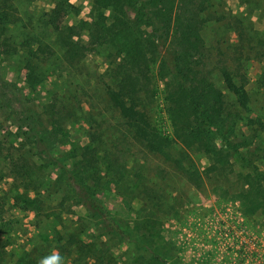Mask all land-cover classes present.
Segmentation results:
<instances>
[{
    "label": "trees",
    "instance_id": "trees-1",
    "mask_svg": "<svg viewBox=\"0 0 264 264\" xmlns=\"http://www.w3.org/2000/svg\"><path fill=\"white\" fill-rule=\"evenodd\" d=\"M32 1L0 0V56L17 58L28 72L30 89L63 76L99 47H108L114 86L106 92L132 139L155 154H166L178 141L208 156L206 173L227 176L238 161L243 168L237 172L242 182L238 196L244 211L264 213V122L243 82L235 78L240 75L239 63L234 67L218 58L212 64L206 54L202 34L210 19L206 0H91L89 20L72 24L67 23L74 9L71 0H49V9L37 22L23 26L22 8ZM250 45L254 55L264 56V35ZM153 70L163 83L171 135L152 127L141 106L140 92L150 85ZM62 97L57 90L50 93L48 116H43L16 82L0 74V114L16 129L7 131L6 141L0 140L6 168L0 181L11 177L13 186L9 193L0 188V264H38L53 251L65 264H111L109 248L96 252L100 237L107 239L105 244L125 247L124 253L130 251L139 264L155 263L158 258L141 225L129 228L99 196L109 184L124 195L133 184L142 183V175L135 172L131 177L125 155L100 146L102 133L95 130L87 132L89 142L78 152L60 148L58 124L82 123L75 112L59 106ZM103 167L107 180L100 173ZM139 194L132 192V198ZM9 207L24 216L34 210L30 225L36 232L52 225L44 240L32 242L28 249L25 245L20 254L8 228L17 219L4 222ZM77 208L84 214L67 222L65 217L75 215Z\"/></svg>",
    "mask_w": 264,
    "mask_h": 264
},
{
    "label": "rangeland",
    "instance_id": "rangeland-1",
    "mask_svg": "<svg viewBox=\"0 0 264 264\" xmlns=\"http://www.w3.org/2000/svg\"><path fill=\"white\" fill-rule=\"evenodd\" d=\"M71 2L74 9L68 14L67 23L89 20L91 0ZM50 5L49 0H34L23 7V26L36 23ZM205 6L210 19L202 34L210 62L213 64L222 58L232 62L234 67L239 63L240 75L235 78L243 82L264 122V56H256L253 49L250 50V44L264 35V0H206ZM110 54L108 47H99L84 56L74 68L65 70L63 76H54L34 89L28 87V72L14 56H0V74L16 82L19 89L34 100L43 116H48L45 111L48 95L55 90L63 94L59 106H64V112H75L73 116L82 123L58 124L61 128L57 143L60 148H74L78 152L89 142L87 132L95 130L102 133L100 146L117 148L125 155L131 177L135 172L142 175V183L133 184L124 195L109 184L100 190L99 196L106 208L129 228L134 230L137 222L141 225L143 235L149 238L151 250L158 258L152 264H264V213L261 209L253 214L244 211L238 196L242 188L237 173L243 171L240 163L236 161L232 166L234 170L227 176L214 171L206 173L205 168L210 164L208 156L186 149L178 141L169 146L166 154H155L132 139L125 121L106 92L107 87L114 86L110 75ZM218 83L232 103L231 94L221 81ZM163 93V83L153 70L150 85L140 92L141 106L148 113L152 127L161 134L171 135ZM8 130L14 132L16 129L0 114L1 141ZM4 166L0 157V174L5 173ZM101 170L103 179L107 180L104 167ZM11 182V177H4L0 188L9 193L13 188ZM143 190L150 193L143 194ZM132 192L140 194L132 198ZM33 213L31 210L24 216L11 207L4 213L6 223L17 219L8 225L17 254L25 245L28 249L32 242L44 240L52 227L49 224L36 232L30 225ZM82 214L84 210L77 208L75 215L65 218L66 221L69 219L67 222L77 221V216ZM239 223L245 231H241ZM105 243V237L97 239L96 252L100 254L98 248H109L113 254L109 257L111 264H139L130 251L127 255L124 253L125 247Z\"/></svg>",
    "mask_w": 264,
    "mask_h": 264
},
{
    "label": "clouds",
    "instance_id": "clouds-1",
    "mask_svg": "<svg viewBox=\"0 0 264 264\" xmlns=\"http://www.w3.org/2000/svg\"><path fill=\"white\" fill-rule=\"evenodd\" d=\"M38 264H64L63 257L59 252L53 251L48 255L40 258Z\"/></svg>",
    "mask_w": 264,
    "mask_h": 264
},
{
    "label": "built area",
    "instance_id": "built-area-1",
    "mask_svg": "<svg viewBox=\"0 0 264 264\" xmlns=\"http://www.w3.org/2000/svg\"><path fill=\"white\" fill-rule=\"evenodd\" d=\"M241 220H242V218H241ZM238 226L241 228V231H245V229L242 228V224L241 223H239Z\"/></svg>",
    "mask_w": 264,
    "mask_h": 264
},
{
    "label": "flooded vegetation",
    "instance_id": "flooded-vegetation-1",
    "mask_svg": "<svg viewBox=\"0 0 264 264\" xmlns=\"http://www.w3.org/2000/svg\"><path fill=\"white\" fill-rule=\"evenodd\" d=\"M210 212V211H209Z\"/></svg>",
    "mask_w": 264,
    "mask_h": 264
}]
</instances>
